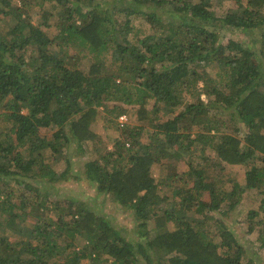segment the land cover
Segmentation results:
<instances>
[{
    "label": "trees",
    "instance_id": "trees-1",
    "mask_svg": "<svg viewBox=\"0 0 264 264\" xmlns=\"http://www.w3.org/2000/svg\"><path fill=\"white\" fill-rule=\"evenodd\" d=\"M231 1L218 15L213 0H0V264H260L230 220L245 165L262 197L239 221L257 219L264 249V0ZM48 2L35 24L29 8ZM139 17L153 32L133 39ZM224 28L259 30V47L223 44ZM124 104L137 122L121 127ZM99 115L118 135L92 149L84 175L133 214L138 237L51 198L72 146L98 141ZM195 144L201 156L180 174L174 162ZM155 163L167 168L159 179ZM15 189L28 191L26 210Z\"/></svg>",
    "mask_w": 264,
    "mask_h": 264
},
{
    "label": "rangeland",
    "instance_id": "rangeland-1",
    "mask_svg": "<svg viewBox=\"0 0 264 264\" xmlns=\"http://www.w3.org/2000/svg\"><path fill=\"white\" fill-rule=\"evenodd\" d=\"M214 1V9L217 12L218 15H222L226 13L231 7H232V1L231 0H213ZM145 6V5H144ZM50 8L51 3H45L44 5H33L29 8V13L31 16L32 21L35 24H42L43 18H42V9ZM147 7V6H145ZM144 7V8H145ZM146 9V8H145ZM150 7H148V10ZM60 10V9H58ZM134 24V30L132 31L131 38L137 39L139 37H142L145 35V33L153 32V30L150 29V26L146 23L145 17L138 18L135 21H133ZM55 26H52L50 28V32L54 31ZM253 31L248 30L244 31L243 29L239 28H231V29H220V33L222 34V42L223 44L227 45L231 39L237 40L242 42L243 44H249L252 45L254 48H258L260 44L259 42H255V38L259 37L260 31L257 30L256 32L252 33ZM256 45H255V44ZM213 72H216L217 69H212ZM201 86V83H200ZM203 99H207L205 94H202ZM186 100L192 101L193 98L190 97V95L187 93ZM110 106L115 104L114 102L109 103ZM121 104L123 106V104ZM125 108L128 109L125 111V113L128 116V121L126 123L127 126H131L137 122V114L136 109L137 106L131 105L128 106V104H124ZM104 111V110H102ZM119 117V116H118ZM224 117L227 118V120H230V116L228 114L224 115ZM125 125V126H126ZM117 124L111 121H107L102 115H99V118L92 124V129L96 134H98V141H90L88 146V150L86 152L82 153V151L78 150L77 145L76 151L74 150V147L72 146L71 151L69 152V156L73 160L71 170L67 173L65 176L66 179H62L58 182H56L55 186L50 187L51 189V198L53 200H59V202L66 207H75V203L84 202L87 207L93 208V210L97 211L100 214H106L109 216L108 218L112 220V222L119 228L123 229V232L125 235L132 236V237H138V233H136V222L135 217L133 214L130 213V211L124 209L121 205L118 203H115L114 200L109 197V195L105 194L104 192H100L97 189L96 184H92L89 182L88 179H86L84 172H85V165L88 163H91L93 159L96 158L95 150H92L93 148H98V155L100 153H103L105 149H113V138L118 135V131L116 130ZM118 127V126H117ZM51 130L48 127L42 128L43 133H49ZM196 131V130H195ZM192 131V132H195ZM147 130L143 131V141H147ZM194 136V135H193ZM194 150L196 153V156L189 157V153L186 152L185 156L174 162L175 167L178 171H180V174H182L185 171L189 170V160L197 159L201 156V150L198 144H195ZM77 154V155H75ZM194 158V159H193ZM164 164L167 163V160L163 161ZM236 174L234 177L239 182L240 187H244V191L240 192L242 194V201L241 204L238 205L237 210L235 211V215L231 218V225L230 227L235 232L236 236L240 240L242 244H245V246L248 248L249 252H256L252 253L255 254V258L260 262V264H264V249L259 248L260 242L258 241V226L254 227L253 230H250L251 225H257V219H253L252 221H239L241 218H243L246 213L252 209L257 208L260 204V199L262 197V194L258 189L255 187H250L247 177V167L245 165L243 166H235L234 167ZM167 168L162 165L161 163H155L152 167L153 175L156 179H159L160 176H162L164 173H166ZM79 173V177L77 179H74L72 177L73 173ZM84 175V177L80 178V176ZM183 181L180 180L179 177H176L172 180L173 185H182ZM170 186V185H169ZM28 189V188H27ZM19 194L14 198L13 204L18 207H23L24 210H26L25 204L22 203V198L18 197V195L23 194L24 192H28L27 190L23 189H15ZM172 187H167L165 191H167L169 194L171 193ZM23 196V195H21ZM24 197V196H23ZM48 205H53L52 203H49ZM50 216L56 217L54 210L50 212ZM70 218V215L67 217V219ZM6 225L10 223L8 219L5 221ZM16 227H18L16 225ZM82 243V242H81Z\"/></svg>",
    "mask_w": 264,
    "mask_h": 264
},
{
    "label": "built area",
    "instance_id": "built-area-1",
    "mask_svg": "<svg viewBox=\"0 0 264 264\" xmlns=\"http://www.w3.org/2000/svg\"><path fill=\"white\" fill-rule=\"evenodd\" d=\"M127 121H128V116L126 113L119 115L118 123L121 127H124L126 125Z\"/></svg>",
    "mask_w": 264,
    "mask_h": 264
}]
</instances>
